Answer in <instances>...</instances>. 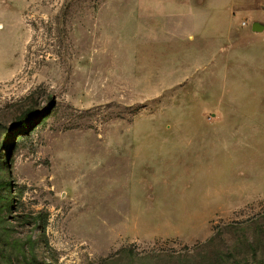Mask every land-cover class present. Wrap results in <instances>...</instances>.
Instances as JSON below:
<instances>
[{
	"label": "rangeland",
	"instance_id": "374dc122",
	"mask_svg": "<svg viewBox=\"0 0 264 264\" xmlns=\"http://www.w3.org/2000/svg\"><path fill=\"white\" fill-rule=\"evenodd\" d=\"M161 5L0 0V246L264 264V14Z\"/></svg>",
	"mask_w": 264,
	"mask_h": 264
},
{
	"label": "crops",
	"instance_id": "0c3cea01",
	"mask_svg": "<svg viewBox=\"0 0 264 264\" xmlns=\"http://www.w3.org/2000/svg\"><path fill=\"white\" fill-rule=\"evenodd\" d=\"M254 1L256 3H253L251 0H164V5L163 6L161 5V7H163V14H165V16H168V18L172 17L169 16L170 11L172 10L181 11L180 15H174L171 20L168 21L166 20L165 22H169L170 24H175L179 26H181V24L183 26L188 22L191 28L194 29L196 27V30H198L201 23H203L204 21L203 18L205 13H207V11L204 10L206 6L207 8L210 9L225 8L228 14L227 16L230 17V20H232L234 17H236L235 16L236 13H237L236 15H242L245 13L247 8H251L250 10L259 9L258 10L259 13L257 15L254 12L255 10L249 11L250 14L254 12L256 17H258L260 13L264 14V0H254ZM165 11L167 13H164ZM182 30H184L183 27ZM227 31H229L228 28ZM253 31L257 34L263 32L264 31L263 24L261 22L255 21L253 25Z\"/></svg>",
	"mask_w": 264,
	"mask_h": 264
},
{
	"label": "trees",
	"instance_id": "16d2710c",
	"mask_svg": "<svg viewBox=\"0 0 264 264\" xmlns=\"http://www.w3.org/2000/svg\"><path fill=\"white\" fill-rule=\"evenodd\" d=\"M28 256L29 253L26 251L25 247L18 244V242L12 245L0 246V264H45L43 262H37L35 257L27 258Z\"/></svg>",
	"mask_w": 264,
	"mask_h": 264
}]
</instances>
